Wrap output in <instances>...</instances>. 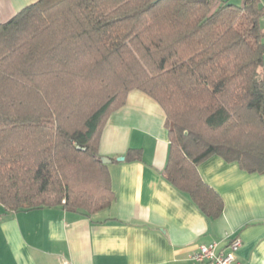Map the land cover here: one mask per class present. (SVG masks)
Masks as SVG:
<instances>
[{"label": "trees", "instance_id": "trees-1", "mask_svg": "<svg viewBox=\"0 0 264 264\" xmlns=\"http://www.w3.org/2000/svg\"><path fill=\"white\" fill-rule=\"evenodd\" d=\"M241 2L40 0L0 24V208L108 209L100 137L136 90L165 114L163 178L218 219L201 163L264 175V8Z\"/></svg>", "mask_w": 264, "mask_h": 264}, {"label": "crops", "instance_id": "crops-1", "mask_svg": "<svg viewBox=\"0 0 264 264\" xmlns=\"http://www.w3.org/2000/svg\"><path fill=\"white\" fill-rule=\"evenodd\" d=\"M40 0H0V24ZM216 7L220 2L211 0ZM264 8V0H260ZM162 108L133 90L109 117L98 154L108 164L115 200L91 216L60 207L6 212L0 208V264H198L201 245L238 238L239 264H264V175L213 156L201 163L203 181L222 199L212 220L162 176L169 140ZM141 150L142 161H119Z\"/></svg>", "mask_w": 264, "mask_h": 264}, {"label": "built area", "instance_id": "built-area-1", "mask_svg": "<svg viewBox=\"0 0 264 264\" xmlns=\"http://www.w3.org/2000/svg\"><path fill=\"white\" fill-rule=\"evenodd\" d=\"M241 246L238 238H231L227 241L225 249L219 250V243L212 242L201 245L190 256V260L198 264H239L236 253ZM63 264H71L64 262Z\"/></svg>", "mask_w": 264, "mask_h": 264}, {"label": "rangeland", "instance_id": "rangeland-1", "mask_svg": "<svg viewBox=\"0 0 264 264\" xmlns=\"http://www.w3.org/2000/svg\"><path fill=\"white\" fill-rule=\"evenodd\" d=\"M241 3H242L241 0H235V1H233V4L238 5V6H240ZM213 8H215V7L213 6ZM260 25L264 29V17L262 18V20L260 22ZM263 71H264V66H263Z\"/></svg>", "mask_w": 264, "mask_h": 264}, {"label": "water", "instance_id": "water-1", "mask_svg": "<svg viewBox=\"0 0 264 264\" xmlns=\"http://www.w3.org/2000/svg\"><path fill=\"white\" fill-rule=\"evenodd\" d=\"M157 1H160V0H157ZM118 160H119V161H123V158H118ZM103 163H105V164L108 165V164H110V161H108L107 159H104V160H103Z\"/></svg>", "mask_w": 264, "mask_h": 264}]
</instances>
